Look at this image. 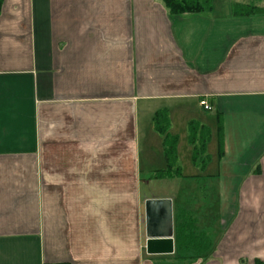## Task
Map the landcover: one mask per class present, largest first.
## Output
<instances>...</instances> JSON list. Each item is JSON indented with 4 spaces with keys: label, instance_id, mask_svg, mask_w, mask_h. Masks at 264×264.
<instances>
[{
    "label": "crops",
    "instance_id": "0c3cea01",
    "mask_svg": "<svg viewBox=\"0 0 264 264\" xmlns=\"http://www.w3.org/2000/svg\"><path fill=\"white\" fill-rule=\"evenodd\" d=\"M245 1L172 15L160 0H2L0 264L175 257L178 215H198L147 192L166 169L159 111L171 136L215 134L219 229L190 264L264 262V15L234 17ZM150 199L171 200L173 254L146 253Z\"/></svg>",
    "mask_w": 264,
    "mask_h": 264
},
{
    "label": "trees",
    "instance_id": "16d2710c",
    "mask_svg": "<svg viewBox=\"0 0 264 264\" xmlns=\"http://www.w3.org/2000/svg\"><path fill=\"white\" fill-rule=\"evenodd\" d=\"M172 15L200 14L208 13L212 10V0H160ZM2 0H0L1 6ZM231 14L234 17L262 16L264 15V0H247L245 2H234L231 4ZM168 118L166 111H159L154 115L153 127L163 136V151L166 160L165 173L171 176L181 175L180 167L177 164L176 144L177 137L168 134ZM221 123L218 127V157L223 154V141ZM210 134L206 127L197 122H192L188 126V143L193 146L192 162L199 159L202 167L206 163L205 148L209 141ZM208 159V158H207ZM173 172V173H171ZM198 219L193 213L182 210L176 219L175 226V257L161 261L157 264H190L194 259H198L202 252L206 253L209 239L205 232L198 231ZM193 259V260H192ZM65 264V263H62ZM254 264H264L263 261L256 260Z\"/></svg>",
    "mask_w": 264,
    "mask_h": 264
},
{
    "label": "rangeland",
    "instance_id": "374dc122",
    "mask_svg": "<svg viewBox=\"0 0 264 264\" xmlns=\"http://www.w3.org/2000/svg\"><path fill=\"white\" fill-rule=\"evenodd\" d=\"M211 131L212 135L207 143V152L210 155L212 162L209 166H207V168L202 167L200 159L196 163L192 162L191 146L188 143L186 135L187 130L177 131L176 157L177 163L181 166V175L171 176L170 173L164 174V171L150 173V184L147 192L149 194L159 195L173 194L182 203L183 207L193 209V211L198 215V231H207L214 235L217 233L216 228L219 229L217 224L219 216V190L217 177L210 176V173H215L217 162L215 134L213 130ZM153 155H155L153 156V159L157 160L156 153ZM160 156L161 155H159V161L161 158ZM156 168L159 170L165 169L163 158L159 166ZM156 168L155 170L157 171ZM156 178L158 181L154 180ZM141 192H144V189H142ZM204 256H206V253L202 252L200 257L194 260L204 259Z\"/></svg>",
    "mask_w": 264,
    "mask_h": 264
},
{
    "label": "water",
    "instance_id": "95a60500",
    "mask_svg": "<svg viewBox=\"0 0 264 264\" xmlns=\"http://www.w3.org/2000/svg\"><path fill=\"white\" fill-rule=\"evenodd\" d=\"M146 253H174L173 220L170 199H150L145 202Z\"/></svg>",
    "mask_w": 264,
    "mask_h": 264
},
{
    "label": "built area",
    "instance_id": "2783aa9c",
    "mask_svg": "<svg viewBox=\"0 0 264 264\" xmlns=\"http://www.w3.org/2000/svg\"><path fill=\"white\" fill-rule=\"evenodd\" d=\"M199 105L203 108L204 111H210V105L205 100H200Z\"/></svg>",
    "mask_w": 264,
    "mask_h": 264
}]
</instances>
